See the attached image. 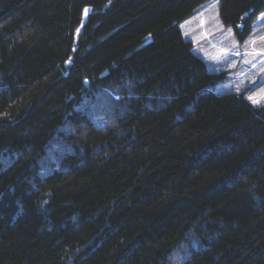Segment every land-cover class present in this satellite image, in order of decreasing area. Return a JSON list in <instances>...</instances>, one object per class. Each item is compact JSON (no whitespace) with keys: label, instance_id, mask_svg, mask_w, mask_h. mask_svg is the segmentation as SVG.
Here are the masks:
<instances>
[{"label":"trees","instance_id":"1","mask_svg":"<svg viewBox=\"0 0 264 264\" xmlns=\"http://www.w3.org/2000/svg\"><path fill=\"white\" fill-rule=\"evenodd\" d=\"M207 1L0 0V264H264V105L212 91ZM260 12L219 0L239 41Z\"/></svg>","mask_w":264,"mask_h":264},{"label":"rangeland","instance_id":"2","mask_svg":"<svg viewBox=\"0 0 264 264\" xmlns=\"http://www.w3.org/2000/svg\"><path fill=\"white\" fill-rule=\"evenodd\" d=\"M218 7L219 0H209L199 6L192 15L180 22L182 35L192 43L193 52L204 60L209 71L225 72V80L212 87L214 93L244 92L252 105L262 106L264 12L256 15L248 35L239 41L233 28L221 23ZM179 252L184 250L181 248Z\"/></svg>","mask_w":264,"mask_h":264},{"label":"water","instance_id":"3","mask_svg":"<svg viewBox=\"0 0 264 264\" xmlns=\"http://www.w3.org/2000/svg\"><path fill=\"white\" fill-rule=\"evenodd\" d=\"M89 11H90V9H87V11H86V14H88V13H89Z\"/></svg>","mask_w":264,"mask_h":264},{"label":"snow or ice","instance_id":"4","mask_svg":"<svg viewBox=\"0 0 264 264\" xmlns=\"http://www.w3.org/2000/svg\"><path fill=\"white\" fill-rule=\"evenodd\" d=\"M85 11H87V9H86ZM253 102L255 103V102H257V101H253Z\"/></svg>","mask_w":264,"mask_h":264}]
</instances>
